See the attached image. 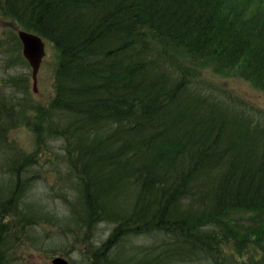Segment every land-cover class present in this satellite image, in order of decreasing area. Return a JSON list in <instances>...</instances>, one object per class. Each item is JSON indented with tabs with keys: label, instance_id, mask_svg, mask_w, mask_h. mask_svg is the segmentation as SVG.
I'll return each mask as SVG.
<instances>
[{
	"label": "trees",
	"instance_id": "obj_1",
	"mask_svg": "<svg viewBox=\"0 0 264 264\" xmlns=\"http://www.w3.org/2000/svg\"><path fill=\"white\" fill-rule=\"evenodd\" d=\"M0 13L59 54L47 105L27 75L0 77V264L38 222L83 228L86 264H264V109L197 80L214 67L264 90V0H0ZM10 42L6 70L25 62ZM20 126L33 153L9 138ZM56 145L77 193L62 217L28 196Z\"/></svg>",
	"mask_w": 264,
	"mask_h": 264
},
{
	"label": "rangeland",
	"instance_id": "obj_2",
	"mask_svg": "<svg viewBox=\"0 0 264 264\" xmlns=\"http://www.w3.org/2000/svg\"><path fill=\"white\" fill-rule=\"evenodd\" d=\"M19 30H22V28L12 17L0 13V53L11 45L10 33L14 31L17 34ZM41 39L44 43V54L37 72L36 91L32 90L31 68L21 54L25 62H19L12 69L10 68L8 70L0 66V77H5L10 72L27 75L31 96L35 101L47 105L54 95V73L59 54L53 43L44 38ZM16 50L19 51V45ZM21 50L22 46L20 42ZM15 53L12 52V55H15ZM197 80L228 90L238 95L244 101L264 109V90L240 72L209 67L202 70ZM8 134L10 135V140L25 155L33 153L34 149L37 148L36 135L27 127L20 126L11 130ZM51 143L54 145L57 144L55 141ZM53 149L58 152V155L40 148V160L35 166V170L37 171L34 177L35 181L29 190L28 196L40 200L44 204L43 206L46 208V211L50 214L56 217H62L67 213V209L69 208L68 201H75L77 193L75 189L70 187V177H66L62 172L65 164L62 162L58 145L52 146ZM71 179L75 178L72 177ZM26 198H24V202ZM29 201L28 197L26 202L28 203ZM235 213H241L242 215H235L234 218H246L242 212ZM226 225L231 227L232 221H226ZM31 227H29L23 241L15 243L11 248L8 261L12 264H52L51 260L55 256L65 257L68 264H86L88 261L86 260L87 254L85 252L87 246L72 241L75 236L78 238L81 237L82 232H84L83 228L80 227V231H77L76 234H71L66 231L65 234H67V237H64V232L60 230L61 228L57 224L38 222ZM111 227L112 224L106 222L97 224L91 236L90 243L92 242L94 245H98L108 235ZM39 237L44 242L42 248L37 247ZM136 239L137 237L134 238L135 241ZM138 239L140 242L143 240L142 237H138ZM71 243L72 245H70ZM63 246L68 248V251L64 252V254L60 251ZM248 249L249 251H262L255 242Z\"/></svg>",
	"mask_w": 264,
	"mask_h": 264
},
{
	"label": "water",
	"instance_id": "obj_3",
	"mask_svg": "<svg viewBox=\"0 0 264 264\" xmlns=\"http://www.w3.org/2000/svg\"><path fill=\"white\" fill-rule=\"evenodd\" d=\"M17 36L22 46L21 53L31 68L32 90L36 91L37 72L44 54V43L40 36L29 31L19 30ZM51 263L68 264V261L63 256H55Z\"/></svg>",
	"mask_w": 264,
	"mask_h": 264
}]
</instances>
